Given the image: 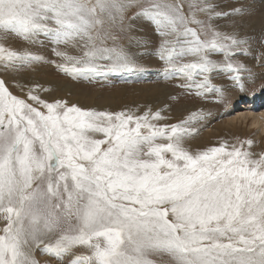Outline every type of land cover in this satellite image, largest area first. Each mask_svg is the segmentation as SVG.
Masks as SVG:
<instances>
[{
  "label": "snow or ice",
  "instance_id": "1",
  "mask_svg": "<svg viewBox=\"0 0 264 264\" xmlns=\"http://www.w3.org/2000/svg\"><path fill=\"white\" fill-rule=\"evenodd\" d=\"M217 8L213 0H0V41H79L80 57L53 48L73 77L132 72L134 55L106 41L143 20L161 37L166 77L179 73L181 87L223 98L211 74L243 88L239 73L248 70L232 57L247 54V39L212 21L245 9ZM184 57L193 59L177 64ZM43 60L0 43L6 70ZM207 115L157 125L158 111L85 110L33 89L22 98L0 80V264H40L37 251L70 256L68 264H264V150L237 138L191 153L184 140L198 129L190 125Z\"/></svg>",
  "mask_w": 264,
  "mask_h": 264
},
{
  "label": "rangeland",
  "instance_id": "2",
  "mask_svg": "<svg viewBox=\"0 0 264 264\" xmlns=\"http://www.w3.org/2000/svg\"><path fill=\"white\" fill-rule=\"evenodd\" d=\"M213 2L217 4L218 11L229 12L236 7L245 9L240 15H230L212 21L218 31L235 33L238 38L247 39V43L240 46L247 54L242 51L232 57L234 62L243 64L248 70L239 73L243 88L229 78L230 74L221 71L211 74L212 83L223 89V98L218 97L214 92L198 96L194 88L181 87L180 85L185 84L186 81L179 73L166 77L164 74L166 65L156 54L161 37L156 34L152 24L143 20L134 21L135 27L129 31L113 29L117 40L106 41L108 47L119 45L133 54L140 66L138 71L104 72L73 77L58 67L65 61L54 54L53 48L80 57L85 49L80 46L79 41L76 42V46L55 45L50 39L41 35L36 43H29L9 35L0 43L16 50H27L43 57L44 60L19 69L6 70L0 67V80L5 81L13 95L22 98L26 97L29 89H33L34 94L49 103L60 100L66 102L68 106L76 105L85 110L123 111L134 115H142L149 110L153 113L158 111L165 119L152 121L157 125L179 124L190 114L203 111L210 115L190 125L198 129V132L185 138L184 147L187 150L197 153L210 147H218L223 142H227L230 147L238 143L237 138H239L252 139L254 143L251 150L259 153L264 147L260 148L258 139L264 137V132L238 120L229 122L227 118L230 116L228 112L231 107L243 108L242 106L248 103V97L264 93V0H213ZM211 58L219 61L223 60V55L216 54ZM191 59L193 58L184 57L178 60L177 64ZM99 63L105 64L107 61H99ZM253 107L256 108V112L262 111L264 103L255 102ZM41 110L46 111V109ZM235 124L237 127L233 128ZM214 127L219 129L218 133L209 134L210 140L205 141L203 136ZM262 140L264 142V138ZM3 224L4 221L0 219V227ZM73 252L86 253L87 249L77 247ZM35 255L40 264H68L70 259V256H65L62 260H56L48 255H41L38 251Z\"/></svg>",
  "mask_w": 264,
  "mask_h": 264
},
{
  "label": "bare ground",
  "instance_id": "3",
  "mask_svg": "<svg viewBox=\"0 0 264 264\" xmlns=\"http://www.w3.org/2000/svg\"><path fill=\"white\" fill-rule=\"evenodd\" d=\"M247 102L248 103H246V105L242 106L243 108H241V107L235 108L234 106L231 107L229 112H228L230 114V116H229V118H227V120H229V122L230 121L236 122L238 120L239 122L247 123L249 127L255 126L258 128V130H260V132H262V131L264 132V110L262 109V111L256 112V108L253 107L255 102H260L261 104L264 103V93L258 94V95L252 96V97H248ZM235 111H236V114H235ZM235 127H237L236 124L233 125V128H235ZM218 130L219 129L217 127H214V129L211 128V130H209L207 133L205 131L204 133H206V134L203 136L205 141L210 140L209 134H212L214 132L213 135H216L218 133ZM263 138L258 139L260 144H261L260 148L264 147V142L262 140Z\"/></svg>",
  "mask_w": 264,
  "mask_h": 264
},
{
  "label": "crops",
  "instance_id": "4",
  "mask_svg": "<svg viewBox=\"0 0 264 264\" xmlns=\"http://www.w3.org/2000/svg\"><path fill=\"white\" fill-rule=\"evenodd\" d=\"M140 26V25H139Z\"/></svg>",
  "mask_w": 264,
  "mask_h": 264
}]
</instances>
